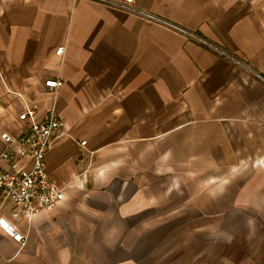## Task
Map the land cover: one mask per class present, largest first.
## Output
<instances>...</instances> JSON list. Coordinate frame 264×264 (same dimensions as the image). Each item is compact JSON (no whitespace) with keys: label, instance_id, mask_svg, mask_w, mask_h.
Listing matches in <instances>:
<instances>
[{"label":"crops","instance_id":"0c3cea01","mask_svg":"<svg viewBox=\"0 0 264 264\" xmlns=\"http://www.w3.org/2000/svg\"><path fill=\"white\" fill-rule=\"evenodd\" d=\"M133 6L166 23L96 0H0V135L27 130L30 105L67 125L45 156L65 198L32 219L0 200L26 236L0 229V264H264V0ZM15 149L0 137V155Z\"/></svg>","mask_w":264,"mask_h":264},{"label":"built area","instance_id":"2783aa9c","mask_svg":"<svg viewBox=\"0 0 264 264\" xmlns=\"http://www.w3.org/2000/svg\"><path fill=\"white\" fill-rule=\"evenodd\" d=\"M96 1L140 14L151 21L166 23L151 13L135 9L134 0H127L126 3L113 0ZM174 28L194 40L203 42L227 59L233 62L237 61L231 55L203 41L196 34L175 26ZM58 51L63 53L64 49L60 48ZM62 83L59 78L45 81V85L53 91L57 90ZM37 111L36 105H30L19 114L20 121L31 122V126L24 132L17 136L8 132H3L0 135L8 147H16L15 150H6L0 155V159L6 161L11 167L7 171L0 170V200L2 204L12 202L14 205L13 215L22 214L27 219H32L37 213L52 210L65 198L63 190L55 186L47 175L45 156L58 140L67 135V125L55 109H52L43 121L36 119ZM85 144L86 141H82L80 146L83 147ZM26 157L31 158V167L29 169L18 168L19 163ZM0 229L20 246L26 244V236L4 217H0Z\"/></svg>","mask_w":264,"mask_h":264}]
</instances>
